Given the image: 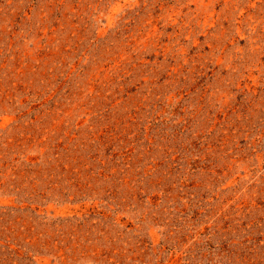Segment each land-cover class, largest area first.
<instances>
[{
  "label": "rangeland",
  "instance_id": "374dc122",
  "mask_svg": "<svg viewBox=\"0 0 264 264\" xmlns=\"http://www.w3.org/2000/svg\"><path fill=\"white\" fill-rule=\"evenodd\" d=\"M0 264H264V0H0Z\"/></svg>",
  "mask_w": 264,
  "mask_h": 264
}]
</instances>
